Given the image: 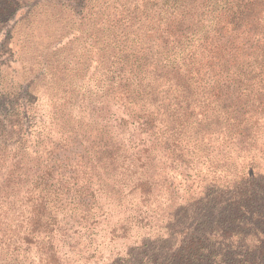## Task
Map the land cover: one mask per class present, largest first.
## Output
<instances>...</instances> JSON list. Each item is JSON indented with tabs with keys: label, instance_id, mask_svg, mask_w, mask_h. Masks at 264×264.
Masks as SVG:
<instances>
[{
	"label": "trees",
	"instance_id": "16d2710c",
	"mask_svg": "<svg viewBox=\"0 0 264 264\" xmlns=\"http://www.w3.org/2000/svg\"><path fill=\"white\" fill-rule=\"evenodd\" d=\"M57 24L5 80L16 29ZM161 200L162 237L105 228ZM85 230L126 245L107 264H264V0H0V264H61Z\"/></svg>",
	"mask_w": 264,
	"mask_h": 264
},
{
	"label": "rangeland",
	"instance_id": "374dc122",
	"mask_svg": "<svg viewBox=\"0 0 264 264\" xmlns=\"http://www.w3.org/2000/svg\"><path fill=\"white\" fill-rule=\"evenodd\" d=\"M63 32L64 30L60 24L52 25L49 28L42 25V29L39 28V26H35L32 34L27 33L25 30H23V28L18 27L14 32V36L11 42L13 57L15 60H17V63L13 65L11 64L9 69H3L2 74L4 75V79L6 80V78H11V81L22 82L24 80H27V78L33 76V74L37 70L36 59L39 58L38 55H40L42 51H44L45 44L50 41L52 37H57ZM28 35L29 37H27ZM82 44L83 43H80L78 45L75 43L72 47L71 45L68 46L67 49L71 53V55L76 56V60L80 59L81 62L84 63V52L79 49L80 47H82ZM10 71L12 72V74ZM9 83V81H5L4 86L9 85ZM57 132H61L60 126H57L56 128L52 127L50 134L51 140L60 139L61 136L60 134L57 135ZM88 170L89 173L90 169ZM80 171L81 173L84 172L83 169H80ZM91 174L93 175V180H96V172L92 171L90 172V174H88V176H90ZM183 200H186V198H183ZM178 201L180 202V200ZM159 203H161L160 206L152 214L153 219L149 223V226H147L146 228H141V226H138L137 228L130 229L129 221H126L125 215L114 216L110 220L108 225L105 226V228L116 225L119 221L123 222L124 225H127V230L125 231L124 235L129 236L126 241L123 240L125 241V244H132L136 240H139L140 238H136L138 236H148L151 238L162 237L165 234L164 227L168 222V213L166 212V210H169L168 206L170 205V203L164 205V202H162V200ZM103 207L107 206L103 204ZM77 219H80V215L77 216ZM79 227H83V225H80ZM89 234L90 232H86V230L82 232L79 231L75 234V236L73 237L75 248L72 251L71 255L68 257V260L61 259V264H107L110 262V258L115 256L117 253L123 254L124 249L126 248V245L120 244L121 241L115 244L108 245V240L104 239L105 244L101 245L100 243H98V241L96 240H100V236H105V234H98L96 237L91 236V238H93V243L89 244L86 242ZM89 247L91 248L88 253L93 252V250L96 249V254L93 257H90V255L92 254H85V249ZM17 262L21 264H29V260H24L22 258L17 259Z\"/></svg>",
	"mask_w": 264,
	"mask_h": 264
}]
</instances>
